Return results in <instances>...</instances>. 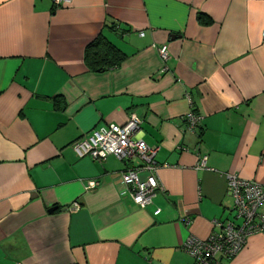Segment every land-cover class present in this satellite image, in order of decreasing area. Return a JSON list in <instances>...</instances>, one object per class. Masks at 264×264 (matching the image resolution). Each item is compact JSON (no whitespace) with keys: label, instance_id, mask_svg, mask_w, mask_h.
<instances>
[{"label":"crops","instance_id":"crops-1","mask_svg":"<svg viewBox=\"0 0 264 264\" xmlns=\"http://www.w3.org/2000/svg\"><path fill=\"white\" fill-rule=\"evenodd\" d=\"M263 32L264 0H0V264H196L189 235L239 222L227 175L264 184ZM99 34L120 65H87ZM131 114L157 148L146 207L120 194L126 162L73 146ZM221 262L264 264V234Z\"/></svg>","mask_w":264,"mask_h":264},{"label":"built area","instance_id":"built-area-1","mask_svg":"<svg viewBox=\"0 0 264 264\" xmlns=\"http://www.w3.org/2000/svg\"><path fill=\"white\" fill-rule=\"evenodd\" d=\"M55 6H62L71 0H52ZM264 43V32L262 33ZM164 61L169 59L167 45L159 47ZM202 115L191 111L184 117L187 126L194 130L202 121ZM78 156H90L97 161H104L115 156L128 164L121 173L125 189L121 195L129 194L133 202L140 207L152 203L156 191L160 188L157 177L159 165L156 161L157 148L150 146L143 139L141 119L131 114L124 124H110L95 128L74 143ZM135 161H138L135 163ZM207 155L200 157L199 167L207 168ZM146 176L143 177L142 175ZM228 192L234 200V219L215 220L219 231L207 239L189 235L183 244L196 264H222L221 259L235 257L247 244L251 235L264 234V184L243 179L235 174H228ZM97 181L88 182V188H94ZM160 210H156L158 214Z\"/></svg>","mask_w":264,"mask_h":264},{"label":"trees","instance_id":"trees-1","mask_svg":"<svg viewBox=\"0 0 264 264\" xmlns=\"http://www.w3.org/2000/svg\"><path fill=\"white\" fill-rule=\"evenodd\" d=\"M199 20L204 24L211 23V19L204 14H199ZM125 58L126 54L102 34H99L85 50V61L94 71L116 67Z\"/></svg>","mask_w":264,"mask_h":264}]
</instances>
